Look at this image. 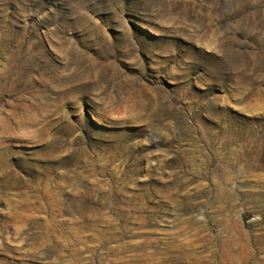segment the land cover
I'll use <instances>...</instances> for the list:
<instances>
[{"label": "rangeland", "instance_id": "1", "mask_svg": "<svg viewBox=\"0 0 264 264\" xmlns=\"http://www.w3.org/2000/svg\"><path fill=\"white\" fill-rule=\"evenodd\" d=\"M29 103L0 264H264V0H0V117Z\"/></svg>", "mask_w": 264, "mask_h": 264}, {"label": "bare ground", "instance_id": "2", "mask_svg": "<svg viewBox=\"0 0 264 264\" xmlns=\"http://www.w3.org/2000/svg\"><path fill=\"white\" fill-rule=\"evenodd\" d=\"M33 110H38V108L32 103L26 105L19 104L14 107L13 114L0 117V145L2 147H8L11 144L27 146L31 143H44L45 139L42 134L45 132L46 124L35 133L29 135L26 132H21L20 127L25 120H35V114L33 112V114L31 113ZM16 114L21 115L19 119L16 118ZM24 133L27 134V136H25ZM182 247H184V243H172V253L169 256L153 260L147 256V259L152 261L151 264H247L249 259V251L247 249L234 248L232 244L226 240H222L206 255L180 252Z\"/></svg>", "mask_w": 264, "mask_h": 264}]
</instances>
